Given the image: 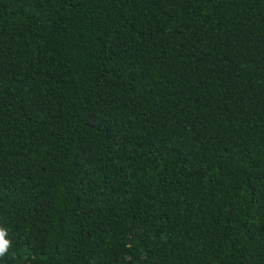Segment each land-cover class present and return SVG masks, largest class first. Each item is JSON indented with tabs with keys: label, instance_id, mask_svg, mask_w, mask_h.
<instances>
[{
	"label": "trees",
	"instance_id": "obj_1",
	"mask_svg": "<svg viewBox=\"0 0 264 264\" xmlns=\"http://www.w3.org/2000/svg\"><path fill=\"white\" fill-rule=\"evenodd\" d=\"M0 264H264V0H0Z\"/></svg>",
	"mask_w": 264,
	"mask_h": 264
},
{
	"label": "clouds",
	"instance_id": "obj_2",
	"mask_svg": "<svg viewBox=\"0 0 264 264\" xmlns=\"http://www.w3.org/2000/svg\"><path fill=\"white\" fill-rule=\"evenodd\" d=\"M6 231L3 228H0V240L3 241V247H0V256L5 254L7 246L10 244V241L5 239Z\"/></svg>",
	"mask_w": 264,
	"mask_h": 264
},
{
	"label": "snow or ice",
	"instance_id": "obj_3",
	"mask_svg": "<svg viewBox=\"0 0 264 264\" xmlns=\"http://www.w3.org/2000/svg\"><path fill=\"white\" fill-rule=\"evenodd\" d=\"M0 247H3V241L0 240Z\"/></svg>",
	"mask_w": 264,
	"mask_h": 264
}]
</instances>
